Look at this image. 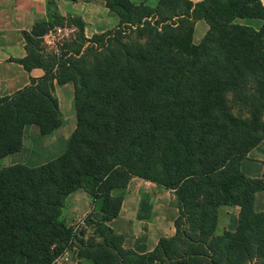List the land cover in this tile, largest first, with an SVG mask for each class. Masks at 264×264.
<instances>
[{"label": "trees", "instance_id": "trees-1", "mask_svg": "<svg viewBox=\"0 0 264 264\" xmlns=\"http://www.w3.org/2000/svg\"><path fill=\"white\" fill-rule=\"evenodd\" d=\"M104 1L119 20L105 33L87 38L83 19L53 1L23 32L19 63L45 75L0 94V162L22 150L26 126L42 136L62 126L56 85H73L77 127L42 166L0 163V264H57L73 249L91 264H264V175L241 171L264 141V0ZM249 19L263 24L238 22ZM198 21L209 30L187 45ZM134 178L173 191L179 210L175 236L146 254L110 226ZM78 190L93 200L91 234L63 219ZM224 206L240 208L238 227L218 235Z\"/></svg>", "mask_w": 264, "mask_h": 264}, {"label": "crops", "instance_id": "crops-1", "mask_svg": "<svg viewBox=\"0 0 264 264\" xmlns=\"http://www.w3.org/2000/svg\"><path fill=\"white\" fill-rule=\"evenodd\" d=\"M63 16L75 15L83 19L85 34L91 38L118 26L119 20L106 7L104 0H54ZM135 4H146L152 8L160 0H132ZM196 1V0H193ZM48 0H0V94L12 96L24 89L31 79H40L45 75L42 69L31 72L19 63L26 56L23 32H30L37 21L47 17ZM245 21V20H243ZM195 25L194 40L198 44L208 32V25L201 27L202 35L196 39V33L202 26ZM257 26L256 20L245 21ZM242 23V22H241ZM199 41V42H198ZM55 95L59 101L63 124L51 135L42 136L35 125L24 129L23 148L16 154L1 160V167L25 165L42 166L64 154L68 142L77 127L75 93L71 84L56 85ZM241 171L252 179H261L264 175V141L254 148L248 158L241 162ZM93 200L84 190H78L66 200L63 219L68 227L81 223L90 213ZM255 211L264 212V191L255 197ZM240 208L224 206L220 210L217 234L235 232L238 227ZM179 215L175 193L152 182L140 178L130 181L119 217L110 223L112 229L123 236V246L139 254L152 252L162 238H172L176 234L175 220ZM16 264H26L19 258ZM57 264H91L80 261L77 250L68 251ZM159 264V263H156Z\"/></svg>", "mask_w": 264, "mask_h": 264}, {"label": "rangeland", "instance_id": "rangeland-1", "mask_svg": "<svg viewBox=\"0 0 264 264\" xmlns=\"http://www.w3.org/2000/svg\"><path fill=\"white\" fill-rule=\"evenodd\" d=\"M49 1H50V2H51V1L55 2L54 0H48V2H49ZM196 1H198V0H196ZM48 4H49V3H47V11H48ZM55 5L57 6L56 2H55ZM51 9L54 10L55 8H54V7H51ZM57 9H58V6H57ZM58 10H59V9H58ZM245 21H248V22H249L250 19H249V20H245ZM245 21H243V20H238L239 23L242 22V24H245V25H247V26L254 27L255 29H259V28L262 26V24H263V22H262L261 20H256V21H257V24H258L257 26H256V25L253 26V25L247 24ZM201 24H202V26H200V29H199L198 32L196 33V39H198V40H199V38H200L201 35H202V32H201V29H202V28H201V27H203V26H207V25H206V22H202ZM208 28H209V26H208ZM208 30H209V29H208ZM63 33H64V32H63ZM60 34H62V33H60ZM204 37H205V36H204ZM204 37H203V38H204ZM49 39H51L52 41H55L53 35H52ZM194 39H195V38H194V34H192V41H189V39H187V45H190L191 43H192V44H197V43L195 42ZM51 40H50V41H51ZM201 41H202V40H201ZM201 41H200V42H201ZM190 42H191V43H190ZM198 42H199V41H198ZM200 42H199V43H200ZM199 43H198V44H199ZM67 146H68V145H67ZM94 218H95V220H100V219H101V217H100L99 215H97V214L95 215ZM90 227H91V226H90ZM90 227H84V228H86L88 234H91V232H92Z\"/></svg>", "mask_w": 264, "mask_h": 264}, {"label": "built area", "instance_id": "built-area-1", "mask_svg": "<svg viewBox=\"0 0 264 264\" xmlns=\"http://www.w3.org/2000/svg\"><path fill=\"white\" fill-rule=\"evenodd\" d=\"M79 224H81L82 227H85V222H84V221H82V222L79 223Z\"/></svg>", "mask_w": 264, "mask_h": 264}, {"label": "water", "instance_id": "water-1", "mask_svg": "<svg viewBox=\"0 0 264 264\" xmlns=\"http://www.w3.org/2000/svg\"><path fill=\"white\" fill-rule=\"evenodd\" d=\"M199 1V0H198Z\"/></svg>", "mask_w": 264, "mask_h": 264}]
</instances>
